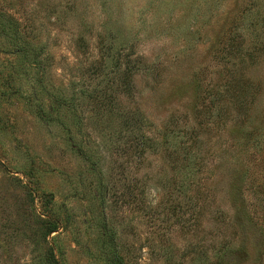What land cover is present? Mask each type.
I'll return each mask as SVG.
<instances>
[{"label":"rangeland","instance_id":"rangeland-1","mask_svg":"<svg viewBox=\"0 0 264 264\" xmlns=\"http://www.w3.org/2000/svg\"><path fill=\"white\" fill-rule=\"evenodd\" d=\"M115 256L264 264V0H0V264Z\"/></svg>","mask_w":264,"mask_h":264},{"label":"trees","instance_id":"trees-1","mask_svg":"<svg viewBox=\"0 0 264 264\" xmlns=\"http://www.w3.org/2000/svg\"><path fill=\"white\" fill-rule=\"evenodd\" d=\"M10 24H11V22H9ZM56 222H54V223H49L47 226H48V228H47V230L45 231V233H44V238H46L50 233H53L54 231H56ZM116 255V254H115ZM48 256H51L52 257V259L54 258L53 257V254L49 251V254H48ZM53 262H56L54 259H53ZM114 263L115 264H123L122 263V261H121V259H120V257H118V256H115L114 257Z\"/></svg>","mask_w":264,"mask_h":264}]
</instances>
